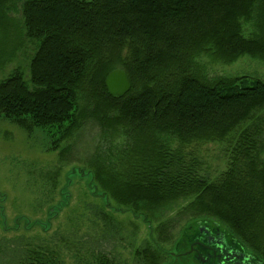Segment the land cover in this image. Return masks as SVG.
Returning a JSON list of instances; mask_svg holds the SVG:
<instances>
[{
  "label": "trees",
  "instance_id": "1",
  "mask_svg": "<svg viewBox=\"0 0 264 264\" xmlns=\"http://www.w3.org/2000/svg\"><path fill=\"white\" fill-rule=\"evenodd\" d=\"M21 8L36 53L29 82L19 70L0 80V118L62 126L84 94L97 105L89 116L100 125L120 124L151 137L149 146L95 159L94 180L103 194L122 191L135 206L194 193L191 214L198 220L190 223H214L253 262L264 264V81L208 80L196 68L201 55L264 63V0H26ZM132 43L122 61L119 49ZM110 61L130 82L124 95L107 92ZM88 78L93 96L86 94ZM200 142H226L229 170L217 183L191 175L182 183L176 156ZM149 245L136 248V262L155 264L158 254ZM11 251L14 258L19 252L13 264H62L57 251L34 242Z\"/></svg>",
  "mask_w": 264,
  "mask_h": 264
},
{
  "label": "rangeland",
  "instance_id": "2",
  "mask_svg": "<svg viewBox=\"0 0 264 264\" xmlns=\"http://www.w3.org/2000/svg\"><path fill=\"white\" fill-rule=\"evenodd\" d=\"M24 1L0 0V80L16 70L25 81L31 78L36 41L26 36ZM242 33L249 37L247 26ZM127 45L118 51L121 60L135 44ZM201 56L196 68L208 80L247 77L264 81V63L251 57L240 56L226 63ZM108 65L122 70L118 62ZM88 81L86 94L91 96L94 84ZM79 95L71 122L62 126L36 128L0 118V264L19 260V252L14 258L11 250L27 242L57 251L62 264H101L103 259L109 264H140L135 250L146 242L156 251L155 256L158 254L155 264H197L187 253L185 234L201 226L190 223L198 220L191 214L194 193L135 206L122 191L103 194L94 180L95 159L130 147L149 146L150 132L134 133L120 124L116 129L111 123L100 125L95 116H89L97 105ZM226 150V142L186 146L176 156L179 161L174 171L182 183H188L190 175L203 183H217L231 164ZM110 162L120 164L115 158ZM114 197L126 201L119 204ZM157 237L166 241L156 245Z\"/></svg>",
  "mask_w": 264,
  "mask_h": 264
},
{
  "label": "flooded vegetation",
  "instance_id": "3",
  "mask_svg": "<svg viewBox=\"0 0 264 264\" xmlns=\"http://www.w3.org/2000/svg\"><path fill=\"white\" fill-rule=\"evenodd\" d=\"M188 235V255L197 264H255L214 223L201 222Z\"/></svg>",
  "mask_w": 264,
  "mask_h": 264
},
{
  "label": "water",
  "instance_id": "4",
  "mask_svg": "<svg viewBox=\"0 0 264 264\" xmlns=\"http://www.w3.org/2000/svg\"><path fill=\"white\" fill-rule=\"evenodd\" d=\"M104 83H105L107 92L114 97L126 94V92H128L131 86L125 72L120 69H115L111 71L106 76ZM255 264H258V263H255Z\"/></svg>",
  "mask_w": 264,
  "mask_h": 264
}]
</instances>
